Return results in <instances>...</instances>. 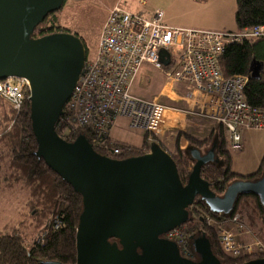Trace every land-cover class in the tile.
Segmentation results:
<instances>
[{
    "label": "water",
    "instance_id": "obj_1",
    "mask_svg": "<svg viewBox=\"0 0 264 264\" xmlns=\"http://www.w3.org/2000/svg\"><path fill=\"white\" fill-rule=\"evenodd\" d=\"M66 1L0 0V83L28 81L35 154L82 198L76 264H221L206 232L189 238L198 261L183 257L164 235L190 223L188 210L197 199L217 216L230 215L240 197L257 196L264 205V174L254 182H233L218 196L201 176L215 161L214 149L189 150L194 164L184 185L159 143L148 154L117 160L98 153L83 134L71 142L62 139L57 125L82 74L86 48L70 32L31 36ZM160 57L169 64L167 51ZM262 71L263 64L253 62L251 79H260Z\"/></svg>",
    "mask_w": 264,
    "mask_h": 264
},
{
    "label": "built area",
    "instance_id": "obj_2",
    "mask_svg": "<svg viewBox=\"0 0 264 264\" xmlns=\"http://www.w3.org/2000/svg\"><path fill=\"white\" fill-rule=\"evenodd\" d=\"M140 2L144 5L146 0ZM163 19V12L147 18L125 10L121 3L108 12L97 46L86 47L82 74L58 122L57 132L62 139L74 140L86 133L93 148L110 157L150 153V144L132 150L112 142V128L125 118L132 129L159 138L161 144L176 142L173 132L177 128L162 133L168 109L160 101H146L131 94L132 83L146 64L161 70L168 85L192 86L185 95L178 96L189 105L200 107L202 120L213 130L222 127L234 148H241L242 129H264V110L252 108L245 99L249 79L225 77L219 64L227 45L263 37L264 27L238 33L208 32L169 27ZM162 50L169 53L168 65L160 59ZM29 94L30 84L24 79L0 83V97L15 111L21 110ZM54 228H59L57 220ZM185 229L164 235L178 245L182 256L189 252L191 236ZM203 229L214 231L222 254L234 261L264 255V244L255 238L239 214L207 217ZM243 236H249L250 241H243Z\"/></svg>",
    "mask_w": 264,
    "mask_h": 264
},
{
    "label": "trees",
    "instance_id": "obj_3",
    "mask_svg": "<svg viewBox=\"0 0 264 264\" xmlns=\"http://www.w3.org/2000/svg\"><path fill=\"white\" fill-rule=\"evenodd\" d=\"M49 20L52 26L48 25ZM235 20L239 32L264 27V0H237ZM56 24L57 15H50L42 25L38 26L31 37L37 39L55 33L68 32L56 28ZM253 62L263 64L260 79H251L250 70ZM219 64L225 77L246 76L249 79L245 90L246 102L252 108L264 110V36L227 45ZM10 80L15 83L17 81ZM186 140L189 143L188 149L181 150L178 147L172 156L179 178L184 185L188 181L194 164L189 151L191 148L199 149L203 153L214 149L215 161L202 169L201 176L218 196H222L233 182H254L261 179L264 174V158L260 169L254 174L243 176L232 171V159L228 149L229 138L222 127L213 131L207 140L192 139L188 136ZM36 151L37 143L31 128L28 97H25L19 112L0 97V180H3L6 190L25 189L27 191L24 213L21 215L19 225L17 228H12L11 232L5 229L3 233H0V264H46L48 262L76 264V235L79 215L82 211V198L69 184L48 168L42 159L37 158ZM111 158L123 159L122 156H111ZM242 202L251 207L250 218L255 217L259 221L261 227L259 230L264 233V205L257 196L240 197L234 211L226 217L239 214L238 206ZM200 204L205 206V213H202L195 221H200L201 217L202 226L205 227L207 217L217 218L218 216L210 212L203 202ZM243 219L246 221L245 218ZM55 220L59 222L58 229L54 228ZM191 222H193L192 219ZM26 225H28L26 228L30 226V229L36 231L34 237H29V234L25 233L23 228ZM195 230L196 227L188 225L185 232L191 235ZM206 232L212 251L221 264H244L255 259H264L263 254H257L247 261H234L227 258L221 252L214 231L206 230ZM29 238L31 240L27 241ZM189 238V252L187 255L183 254V257L198 261L199 256L194 252Z\"/></svg>",
    "mask_w": 264,
    "mask_h": 264
},
{
    "label": "rangeland",
    "instance_id": "obj_4",
    "mask_svg": "<svg viewBox=\"0 0 264 264\" xmlns=\"http://www.w3.org/2000/svg\"><path fill=\"white\" fill-rule=\"evenodd\" d=\"M120 2L125 10L147 18L163 12V20L169 27L239 32L235 20L237 0H146L144 5L140 0H67L63 10L56 14L55 26L78 36L88 47L95 48L108 12ZM48 25L52 26L50 20ZM143 79H145L144 84H142ZM166 79L161 70L146 64L132 83L131 93L140 99L153 101L166 83ZM174 90L178 93L176 89ZM216 129L217 127L214 131ZM165 131L166 129L162 133ZM181 131H174V136L176 133L179 135ZM110 135L112 141L126 143L125 146L132 150H141L147 144H154L152 136L128 129L124 123H116ZM164 135L168 137L166 133ZM241 137L240 149L234 148L231 141H229L228 149L232 159V171L246 176L256 173L261 167L264 158V129L244 128L241 130ZM165 144L168 150L171 152L174 150L173 141L169 144L165 141ZM176 151L177 149L174 152ZM4 186L3 180H0V233H3L5 229L11 232L12 228H17L22 219L24 202L27 198L25 189L6 190ZM250 208L242 202L238 206V213L246 219L257 237L264 240V233L259 230L261 228L259 221L255 217L250 218L252 214ZM27 226L23 228L25 233L29 234V237H34L36 231L30 229V226L26 228Z\"/></svg>",
    "mask_w": 264,
    "mask_h": 264
},
{
    "label": "crops",
    "instance_id": "obj_5",
    "mask_svg": "<svg viewBox=\"0 0 264 264\" xmlns=\"http://www.w3.org/2000/svg\"><path fill=\"white\" fill-rule=\"evenodd\" d=\"M208 32H219V31L208 30ZM144 83H145V79H143L142 81V84ZM191 88L192 86L186 83H174L172 85H168L166 81V83L163 85L162 89L160 90L158 96L154 99V100L160 101V103H162L168 109V112L166 114L167 120H166V125H164V129L173 130L174 128H177L178 131H181V129H183L181 132H179L180 133L179 135H177L178 133H176L175 140L177 142L175 143L173 142L174 150L172 149L173 150L172 152H174L178 147L181 150L188 149L189 143L186 140V136L192 139H198V140L204 141V140H207L208 137L211 135V133L214 131L213 128H211L208 123L202 120L200 116V112H201L200 107L198 106L193 107L178 96V93L181 94L180 96L185 95L187 92L191 90ZM174 89H176L178 93H175ZM119 123L126 124L128 129H131L133 131L145 133L141 130L132 129L130 127V122L128 119H125V118L120 119L117 121V124ZM180 136L181 138H179ZM177 139H180V140H177ZM241 141H242V137H241ZM112 142H114L117 145H121V146L127 145L126 143L117 142V141L115 142L114 140ZM248 227H249V230L255 236V238H257L262 244H264V240L261 238L259 239L257 235L252 231L249 225ZM31 238H29L28 241H30ZM241 239L245 242L250 241L249 236H243Z\"/></svg>",
    "mask_w": 264,
    "mask_h": 264
},
{
    "label": "flooded vegetation",
    "instance_id": "obj_6",
    "mask_svg": "<svg viewBox=\"0 0 264 264\" xmlns=\"http://www.w3.org/2000/svg\"><path fill=\"white\" fill-rule=\"evenodd\" d=\"M48 28H51V27H48ZM58 28V27H56ZM60 33H63V32H60ZM81 41L83 42V44L85 45V48L88 47L86 45V43L81 39ZM152 139L154 140V143H159L165 150H167L169 152V154H171V156H173V152H171V150H168L167 148V145L165 143H160V139L159 138H154L152 137ZM73 140H69V142H71ZM151 147V145H150ZM212 150V149H211ZM210 150H207V152L205 153H208ZM202 152V154H205ZM191 154V153H190ZM133 156H138L137 154L136 155H133ZM133 156H123L122 158L123 159H126V158H129V157H133ZM140 156V155H139ZM109 157V156H108ZM225 192V191H224ZM224 194V193H223ZM201 202H199V200H196V204L194 206H192L191 208H189L188 212L190 213V219L193 220V222L190 221V223L184 225L183 227H188V225H193L194 227H196V230L192 232L191 235H198L202 232H206V230L204 231L203 229V221H202V218L200 217V221L196 222L195 219L197 217H199L200 215H202V213H205V206L201 205L200 204ZM207 233V232H206Z\"/></svg>",
    "mask_w": 264,
    "mask_h": 264
}]
</instances>
